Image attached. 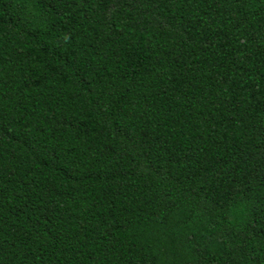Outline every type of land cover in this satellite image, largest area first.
<instances>
[{
	"label": "trees",
	"instance_id": "1",
	"mask_svg": "<svg viewBox=\"0 0 264 264\" xmlns=\"http://www.w3.org/2000/svg\"><path fill=\"white\" fill-rule=\"evenodd\" d=\"M0 264H264V0H0Z\"/></svg>",
	"mask_w": 264,
	"mask_h": 264
}]
</instances>
